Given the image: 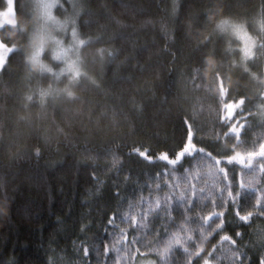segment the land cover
I'll list each match as a JSON object with an SVG mask.
<instances>
[{
	"label": "trees",
	"instance_id": "1",
	"mask_svg": "<svg viewBox=\"0 0 264 264\" xmlns=\"http://www.w3.org/2000/svg\"><path fill=\"white\" fill-rule=\"evenodd\" d=\"M75 5L73 82L28 68L33 0L0 28V264H262L264 0ZM228 23L257 37L250 59Z\"/></svg>",
	"mask_w": 264,
	"mask_h": 264
},
{
	"label": "clouds",
	"instance_id": "2",
	"mask_svg": "<svg viewBox=\"0 0 264 264\" xmlns=\"http://www.w3.org/2000/svg\"><path fill=\"white\" fill-rule=\"evenodd\" d=\"M226 19L220 17L216 21V26L219 28L221 20ZM257 27L261 32H264V22L259 19L256 21ZM246 29V25L242 26ZM21 28L24 29L25 25L22 24ZM239 37L236 43L232 46L235 51L239 52L241 48L245 57L253 55V50L257 42V37L251 32L243 31L237 33ZM243 40V44L240 43ZM71 41L65 42L60 37L52 35L44 23L37 19L31 22V28L27 31L26 43H25V56L24 59L28 65V68L33 72L38 73H52L53 67L50 61H57L60 64L59 70L56 72V77L59 78L61 73L65 74L67 82H73L80 73V70L75 67L72 60L68 59L64 50H70ZM58 49L60 51H58ZM209 58H205L208 61ZM264 70V69H262ZM255 75V74H253ZM262 83H264V76L260 77ZM65 83L58 91H64L66 95L72 96L74 93L69 88L68 83ZM53 92V86L51 84L40 85L37 88V98L42 104L45 98L51 95ZM261 148L264 149V143L261 144Z\"/></svg>",
	"mask_w": 264,
	"mask_h": 264
},
{
	"label": "rangeland",
	"instance_id": "3",
	"mask_svg": "<svg viewBox=\"0 0 264 264\" xmlns=\"http://www.w3.org/2000/svg\"><path fill=\"white\" fill-rule=\"evenodd\" d=\"M78 0H67L69 2L70 13H68L67 6L64 5L60 0H33V21L41 20L47 30L55 36L60 37L65 42L71 41L70 50H64V53L67 55L68 59L72 60L73 64L77 69H79V48L82 44V38L78 34V31L73 23L72 14H75V7ZM61 5L63 8V17H58L55 13V8L58 5ZM66 14V16H65ZM69 14V15H67ZM71 14V15H70ZM16 24V18L14 14V0H4L2 8H0V28L6 25L14 26ZM225 32L230 34V36L238 39L237 33L247 31L239 24L228 23L222 28ZM240 43L243 44V40H240ZM15 48L13 45H7L0 40V70L6 62L7 56ZM58 51H60L58 49ZM254 51V50H253ZM240 58L245 61L252 57H245L243 49L240 50ZM240 59V60H241ZM58 71V70H57ZM56 71V72H57ZM56 72H54L56 74ZM240 107V101L236 103H228L226 105V116L228 119H231L235 108ZM260 111V109H259ZM264 111V108H263ZM261 112V111H260ZM231 129L236 131L234 123H231ZM191 145L185 147V151H189ZM131 264H155L154 261L148 257H140L138 260L132 261Z\"/></svg>",
	"mask_w": 264,
	"mask_h": 264
},
{
	"label": "snow or ice",
	"instance_id": "4",
	"mask_svg": "<svg viewBox=\"0 0 264 264\" xmlns=\"http://www.w3.org/2000/svg\"><path fill=\"white\" fill-rule=\"evenodd\" d=\"M112 215V214H110ZM107 231V228L105 229ZM86 244V247H85V252L88 254L90 251H98L99 249V243L97 242H93V244L89 245L87 243ZM105 254H108L107 250L105 251ZM105 264H108V255L106 256V259H105ZM262 264H264V261H262Z\"/></svg>",
	"mask_w": 264,
	"mask_h": 264
}]
</instances>
